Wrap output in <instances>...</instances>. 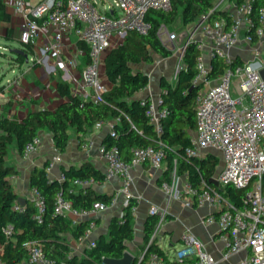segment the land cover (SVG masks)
Here are the masks:
<instances>
[{
    "label": "built area",
    "instance_id": "built-area-1",
    "mask_svg": "<svg viewBox=\"0 0 264 264\" xmlns=\"http://www.w3.org/2000/svg\"><path fill=\"white\" fill-rule=\"evenodd\" d=\"M177 1L186 0H111L106 5L101 3V8L96 0H13L12 8L14 14L21 18L18 38L20 49L28 45L34 46L38 36L47 28L53 30V41L42 50V54L50 52L57 56L61 67L62 42L69 35L74 34L87 48L88 62L80 81L75 84L73 94L98 105L104 102V96L111 89L103 74L104 59L109 51L121 45L129 34L146 35L150 29V24L146 21L147 15L151 12L168 14ZM216 10L217 6L196 23L187 25V28L192 29L183 35L180 45L175 44L180 38L175 31L168 30L163 24L158 31L163 45L173 55H178L180 61L190 44H196L200 53L191 82L192 86L200 88L195 98V135L190 139L185 154L187 157L200 159L204 157L205 151L212 150L219 155L222 163L212 177L218 182L217 187L210 186L204 180L197 187L188 182L183 184V194L186 196L183 204L187 208H206L212 213L207 216L205 223L217 224L224 244L222 261L227 262L238 256L230 264H264V79L260 76V72L264 70V55L259 50L264 44V6L255 8V0H243L227 10V17L219 16L209 21V15ZM198 32L202 35L200 39L196 38ZM242 42L256 48L249 60L235 65L230 52ZM212 59L220 60L225 66L223 73L213 79L210 78ZM181 69L182 66L179 71ZM233 79L236 82L234 86L239 90L236 99L231 97ZM86 88L91 89V94L86 93ZM142 105L145 107L148 123L160 138L164 133L163 121L168 116L166 109L162 108L161 94L154 99L142 100ZM106 124L107 120H99L94 124V129H100ZM110 135L116 137L112 125ZM38 144V138L28 142L21 156L28 158L36 152ZM86 146H93V142L89 140ZM98 150L106 165L103 181L112 178L123 181L125 207L132 199L129 193L130 171L143 164L159 169L166 156L165 146L161 142L157 147L131 148L128 162L122 160L115 146L101 144ZM58 161L57 156L52 158L53 163ZM64 180L62 173L59 181ZM178 183L174 174L172 182L162 183L161 188L168 196L180 199ZM72 184L76 189L92 187L98 183L93 178H88L75 179ZM228 186L246 190L243 207H237L224 197V190ZM31 201L36 210L34 217L41 222L45 212L44 197L38 190L31 189ZM111 205L112 202H95L89 209H76L59 191L54 210L63 217L72 213L79 219H88L108 211ZM15 208L23 211L18 203ZM133 211L132 208V214ZM149 215L158 217L160 223L165 218V212L157 207H150ZM74 225L77 222L72 226ZM94 228V222L89 221L86 232L76 242L79 247L89 249L95 246V242L88 240ZM2 233L8 240L12 237L13 228L7 225ZM156 239L157 229L148 240L142 258L134 264L141 263L148 247L155 244ZM3 250L4 246L0 244V257ZM0 264L3 263L0 261ZM27 264L55 262L45 256L42 247L32 245L29 246ZM147 264L219 262L206 251L201 241L185 231L180 237V247L172 248L164 256L151 252L147 257Z\"/></svg>",
    "mask_w": 264,
    "mask_h": 264
},
{
    "label": "trees",
    "instance_id": "trees-1",
    "mask_svg": "<svg viewBox=\"0 0 264 264\" xmlns=\"http://www.w3.org/2000/svg\"><path fill=\"white\" fill-rule=\"evenodd\" d=\"M234 5L243 0H230ZM264 6V0H255V8ZM215 7V0H186L173 4L168 14L151 12L146 21L150 24L148 33L144 36L129 34L123 43L106 55L104 71L111 89L104 96V102L94 105L80 99L71 93L68 84L58 82L56 91L64 102L55 110H40L27 114L20 120H10L0 117V244L4 246L0 261L3 264H24L28 258L29 246L42 247L45 256L55 264H104L105 259H120L126 251L127 242L134 236L132 208L135 202L130 199L122 218H112L108 229L107 239L101 238L95 242L93 248H84L80 254L73 252L74 244L84 235L88 223L80 222L72 226L65 217L55 213L56 194L61 191L63 197L71 202L76 209H89L93 203L111 204L113 198L108 195H97L92 187L75 191L72 181L75 179L93 178L102 183L103 175L90 164H83L81 168L64 169L65 180H50L46 170L34 171L29 179L31 189L38 190L45 200V212L42 221L35 219V208L31 201L23 207V211L16 210L17 195L10 183L11 177L17 174L14 167L6 164L11 146H15L21 155L24 146L38 138L40 131L46 130L52 134L54 147L63 152L68 144L69 130L74 129L77 135H84L99 120H112L116 137L109 134L106 139L108 147L118 148L120 155L124 151L127 160L130 159V149L133 147H157L161 142L166 149L167 173L175 171L184 176L188 183L197 187L204 180L213 186L209 180L214 176L219 166L215 156L208 155L204 159L190 158L185 154L190 145V133L196 127L195 98L200 90L192 87L195 76V64L199 56L196 44H190L182 59V69L178 72L174 83L165 79L160 81L162 108L168 112L163 121L164 133L158 138L145 117V107L136 95L147 89L149 78L142 73H134L131 66L152 64L153 55L167 59L172 56L161 42L158 31L162 24L172 25L178 16L182 24L187 26L196 23ZM224 16L227 11H214L208 19ZM11 15L7 12L5 0H0V27L6 26L4 39L14 41L13 30L10 27ZM256 41V39H254ZM79 43H81L79 41ZM87 52V48L81 45ZM23 52L30 56L33 46L23 48ZM11 59L19 64L25 62L23 56H12ZM235 65L239 64L237 60ZM18 64V63H12ZM213 68L210 78H216L225 70L224 64L212 59ZM147 100V99H146ZM125 160V161H127ZM246 190L226 187L224 197L237 207H243ZM121 222V223H120ZM157 218L152 216L145 225L144 248L153 234ZM10 225L13 228L12 237L6 240L2 230ZM151 252L164 256L163 252L151 244L140 264Z\"/></svg>",
    "mask_w": 264,
    "mask_h": 264
},
{
    "label": "crops",
    "instance_id": "crops-1",
    "mask_svg": "<svg viewBox=\"0 0 264 264\" xmlns=\"http://www.w3.org/2000/svg\"><path fill=\"white\" fill-rule=\"evenodd\" d=\"M226 0H221L215 6L218 11H227L229 8L220 9ZM13 0H5L7 12L11 15L10 27L13 30L14 41H6L4 39L6 26H1L0 30L3 34L1 39L6 42H18L21 18L14 14ZM177 20V19H176ZM181 20V17H180ZM176 22V21H175ZM174 22V23H175ZM165 25V26H174ZM182 23V20H181ZM164 25V24H163ZM183 25V24H182ZM187 28V26L183 25ZM174 31V30H172ZM53 41V30L45 29L36 39L33 46V53L29 56V62L9 66L7 71L9 76L3 84H0V117H6L10 120H20L31 112L40 110L55 111L63 102L57 91L58 82L68 84L73 94L75 84L80 81L82 72L84 71L88 58L87 52L82 49V43L78 38L71 34L62 42V51L60 59L63 61V67L58 63V57L50 52L42 54V50ZM256 46H249L241 43L237 48L233 49L230 54L238 61L243 63L252 57V52ZM264 55V44L259 48ZM81 51L82 53H78ZM172 54L167 59L153 55L152 64L134 65L139 69H132L134 73H142L148 76L149 85L147 89L139 92L136 98L139 100L154 99L160 95V81L165 79L169 82L172 74L174 63H172ZM75 61V63H69ZM206 61L208 59L206 58ZM131 68H133L131 66ZM104 78L107 81L104 67ZM150 80L152 84H150ZM171 83V82H170ZM152 85V86H151ZM86 93L91 94V89L86 88ZM83 99V97H79ZM115 122L107 120V124L100 129H94V126L84 135H77L74 129L69 130L68 144L63 152H58L53 143L52 134L46 130L40 131L38 135L39 144L36 152L24 159L16 150L15 146H11L6 164L16 169L17 174L10 179V183L17 197L31 201V188L29 179L31 174L36 170H46V174L50 180H58L64 169H79L83 164H90L95 170L100 172L103 177L106 172V165L101 159L98 147L106 144V139L110 134V126H114ZM195 135V129L190 133V139ZM93 142V146H86L88 141ZM208 155L215 156L218 161L219 155L215 151H205L204 157ZM57 156L58 162L53 163L52 158ZM127 154L121 153L122 160H127ZM129 159L126 161L128 162ZM219 168V166H218ZM217 168V170H218ZM217 172V171H216ZM176 172L167 173L166 162L159 169H154L148 164L134 167L130 171L131 183L129 193L135 202L133 207V239L126 244V251L130 253L136 261L142 258L144 253V232L145 225L151 215H149L150 207H157L160 211L165 212V218L160 223L157 218V239L155 245L163 252L168 253L176 245H180V237L185 231H189L195 238L201 241L206 251L216 259L219 264H230L238 259V256L232 257L229 261H222L224 244L220 239L217 224L207 225L205 219L212 214L208 209L187 208L183 202L186 198L183 194L182 186L187 180L184 176L178 175V190L181 198L176 199L174 196H168L161 188L162 183L172 182V178ZM123 181L119 178H112L109 181H103L92 186L93 191L97 195H108L113 198L112 205L108 211L98 216L88 219H79L72 213L66 215V220L73 225L74 222L93 221L95 228L92 230L89 241L96 242L101 238L107 239L108 229L112 218H119L125 211L126 197L122 194ZM86 188H76V192ZM32 202V201H31ZM76 226V225H74ZM73 226V227H74ZM83 247L74 244L73 252L80 254ZM27 264V261L24 263ZM147 264V258L145 259Z\"/></svg>",
    "mask_w": 264,
    "mask_h": 264
},
{
    "label": "rangeland",
    "instance_id": "rangeland-1",
    "mask_svg": "<svg viewBox=\"0 0 264 264\" xmlns=\"http://www.w3.org/2000/svg\"><path fill=\"white\" fill-rule=\"evenodd\" d=\"M99 3V8H101V3L103 4H109L111 2V0H96ZM221 0H215V5L217 3H219ZM231 4L230 0H226L222 5H220V9L222 8H226L228 9L229 6ZM168 30L172 31L174 30L179 36V40L175 43L176 45H180L183 41V35L185 33H189V31L192 29L186 28L182 25L181 20H180V16L177 17L176 22L174 23V26H168L167 27ZM3 34V31L0 30V36ZM197 39L202 38L201 33H197L196 36ZM163 39V37L161 38ZM21 48V45L18 42H6L5 40L0 38V84H3L5 79L9 76V73L7 71L9 66L12 65H17V64H12V63H18L19 62H15L11 59V57L13 56L10 53V50L12 49H18ZM172 63H174L173 65V69H172V74L169 77V82L174 83L177 72L180 69V66H182V61H180L179 56L175 55L173 57ZM132 69H139L137 66H132ZM236 82L233 79V85L231 88V97L233 99H236L239 95V90L234 86ZM150 84H152V81L150 80ZM152 86V85H151ZM221 160H219V165H221ZM176 177H178V175L176 174ZM180 247V245H176L175 248Z\"/></svg>",
    "mask_w": 264,
    "mask_h": 264
},
{
    "label": "water",
    "instance_id": "water-1",
    "mask_svg": "<svg viewBox=\"0 0 264 264\" xmlns=\"http://www.w3.org/2000/svg\"><path fill=\"white\" fill-rule=\"evenodd\" d=\"M10 53L13 55V56H23L24 57V60H25V63H28L29 62V56L28 54L24 53L23 52V49H12L10 50ZM260 76L262 79H264V70H262L260 72ZM195 87L192 86L190 90H193ZM209 182L217 187L218 186V182L214 179H210ZM17 203L24 207L26 205V200L23 199V198H20L18 197L17 198ZM136 262L135 258L130 254L128 253L127 251H125L122 255V257L120 259H105L104 260V264H134Z\"/></svg>",
    "mask_w": 264,
    "mask_h": 264
}]
</instances>
